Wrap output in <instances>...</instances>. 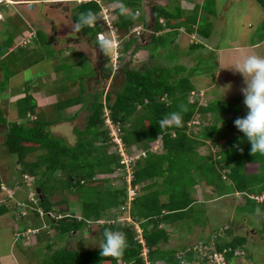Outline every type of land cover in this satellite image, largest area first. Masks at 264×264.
Returning a JSON list of instances; mask_svg holds the SVG:
<instances>
[{
	"label": "trees",
	"instance_id": "trees-1",
	"mask_svg": "<svg viewBox=\"0 0 264 264\" xmlns=\"http://www.w3.org/2000/svg\"><path fill=\"white\" fill-rule=\"evenodd\" d=\"M258 1L264 6V0ZM122 2L134 10L139 1L123 0ZM77 5L78 10L74 12L73 21L78 18L80 12L87 9L96 11L100 16V6L96 2H83ZM208 6L209 3L204 9L212 10ZM118 7L114 10L118 16L114 27L121 40L132 24H138L139 19L132 20L120 16ZM198 8L199 5L195 4L193 7L195 13ZM173 16L160 5L155 6L153 12L155 22L151 26L153 31L157 32L165 27L170 29L163 34H151L150 42L153 43L154 50H148V58L157 56L156 49L168 47L171 44L172 33L178 31L180 27L185 26L191 32L207 26V23L197 22L192 14L188 22L183 24L173 21ZM160 18H164L165 24L159 22ZM140 19L144 24L148 23L142 16ZM262 27L264 28V22ZM104 28L101 19L96 26L85 27L80 33L91 38L92 44L98 45L97 33ZM32 32L33 34L24 33L21 41L14 42L12 34L2 40L4 42L1 41L0 50L3 52L0 55V66L6 70L4 74L0 69L1 75H4L0 80L1 84L7 83L5 81L21 70V68L16 69L19 63L24 65L25 62L26 67H32L46 59L49 62L52 59L54 62V64L50 62L52 70L47 73L54 72V75L48 79L52 80L53 85L47 87L46 91L50 94L54 93L60 99L54 103L52 121L44 118L39 100L27 91L22 96L12 97L16 105L14 119H8L5 111L0 108V131L5 132L1 146L17 159L16 169L12 171V174H16L15 178L7 173L8 170H5L4 176L0 169V185L4 181L11 190L7 196H5L6 192L0 193V215L11 212L15 218L22 219L28 218L27 214L31 210L36 215L35 222L39 225L41 218L48 217V221H42V226H39L37 238L40 237L41 230L47 232L44 224L48 223L50 227L47 228L54 230L55 243L63 244L55 249L50 243L45 245L48 254L47 264H146L142 256L143 245L137 239L134 225L120 219L124 210L122 206L126 205L127 187H123V184L113 185V179L105 176L118 168L123 170L124 167L121 163L119 145L112 140L106 119L118 126L117 137L121 138L125 145L123 147L129 151L128 146L134 145V151L141 154L131 163V184L135 187L136 193L129 212L131 219L142 228L141 236L147 248V264H157V261L162 260L165 264L170 261L180 264V259L174 257L173 250L163 251L161 248V244L168 241L164 227L166 225L163 224L174 223L192 210L195 205L190 196V189L198 180L213 185L218 196L235 191L243 192L245 208L255 207L257 201L254 196L264 192V155L251 154V144L244 133L237 129L234 120L230 121L229 126L233 127L235 132L229 135L223 131V127H227L229 121L221 114L226 112L232 117L241 118V108L234 104L227 106V103L214 99L208 100L205 105L200 104L197 98L191 101L193 97L191 92L195 90L191 80L193 72L183 74L186 67L179 62L166 66L150 64L147 59L131 67L118 64L115 73L109 75L112 81L104 92L102 90L90 93L86 91V85L82 80L74 78L61 83V79L66 75L69 76V73L73 74L70 76H76L77 66L85 62L84 56L80 55L79 61H75L76 55L73 57L72 52H67L56 62L52 56L55 53L54 56L58 57L60 53L57 54L48 35L41 29H34ZM201 35L204 38L208 37L206 32ZM133 42V37L124 42V52L129 55L138 49L137 44L131 45ZM37 44L39 47L44 46L48 51L47 54L39 53ZM193 44L195 47H205L202 42ZM162 55L166 57L165 50ZM13 58L14 67L7 69L6 66L10 65ZM70 58L74 61L73 64L67 63ZM121 58L119 56V59ZM112 69L111 65L105 68L109 73ZM93 72L85 71L83 76H90ZM37 81L36 78V83L31 84L35 86ZM72 85L77 91L71 95L69 90ZM181 103L188 107V111L183 114V126L160 129L159 120L166 113L177 111ZM76 105H79L77 111L66 115L67 118H74L82 110L86 112L83 128H74L76 140L72 144L54 135L49 125L62 120L65 112ZM105 109L108 110L107 113ZM196 114L199 116L196 119L201 118L198 127L204 124L202 121L206 119V114H209V119L202 125L197 135H192L187 132L188 122L193 120ZM208 139V145L217 147L216 157L209 148L206 154L198 153V147L205 144ZM246 162L256 163L257 173H246ZM223 169L228 171L227 177L230 179L228 184L221 177L219 170ZM16 178H20L21 181H17ZM25 185L30 187V196L33 194L34 200L18 198L17 190ZM73 195L74 201L79 203L80 218L68 206ZM262 203L264 204V200ZM63 204L62 209L60 205ZM19 208L24 212L21 210V213ZM53 212L57 215L52 217L50 214L52 215ZM99 219H104V222H98ZM87 220L95 222L101 241L104 240L103 233L106 228L126 234L129 247L123 257L119 259L102 257L100 248L77 249L67 245L68 241L66 242L65 239L71 238L73 230L79 231L85 228ZM26 230L27 227L22 232L25 233ZM205 243L208 246L211 244ZM244 244L245 237L237 236L227 242L216 241L213 248L218 252L225 249L223 253L225 260L230 264V260L236 256V249H242ZM211 248L209 247V250ZM189 252L185 251V253ZM189 259L198 260L201 264L204 262L199 260L196 254Z\"/></svg>",
	"mask_w": 264,
	"mask_h": 264
},
{
	"label": "rangeland",
	"instance_id": "rangeland-1",
	"mask_svg": "<svg viewBox=\"0 0 264 264\" xmlns=\"http://www.w3.org/2000/svg\"><path fill=\"white\" fill-rule=\"evenodd\" d=\"M70 2L68 3H57L55 5H50L51 9L57 8L56 11L50 13V16H48L49 20L46 22V17L35 20L32 24L33 27L36 29H43L45 32H51L55 30V33L58 37H60L59 33H63V36L61 38H67L73 37L74 39L80 38L79 36H76V32H72L71 29L73 28L71 20L69 19V7H71V11L75 12L78 10V5L76 2ZM123 1V0H122ZM137 7H135L134 11L139 12V16L137 19H139L138 24H132L129 27L128 33L125 35L123 39L120 40L118 33L115 30L114 23L117 21L118 16L114 12L115 8L118 7L119 3L117 0H100V2H96L100 6V17L102 21L106 24V21H109L115 30L116 36L120 41V47L117 51L118 53L126 54L127 52H124V42L126 39L133 37L134 42L131 44L132 46H137V51L129 55L128 53L126 56H124L123 60H119V58L116 59V66L113 67V69L110 71L112 74L115 73L117 65L126 63L128 67L135 66L136 64L139 65L143 61H146L147 59L150 61V64H158V65H166V66H172L176 62L181 63L186 67V70L184 69L183 74L188 73L189 71L193 72L191 80L193 84L195 85L194 94L192 97V101L194 98H197L200 104H206L208 100L214 99L218 101H222L224 103H227V106H230L231 104H234L239 107L240 114H242V117H245L247 115L248 109L246 105L244 104V96L241 91L243 87H246L245 79L243 75L239 72H237L234 68L240 63L242 58L246 55L251 54H258L261 56H264V28L262 27L264 22V6L258 1V0H138ZM183 1H186L187 4L184 6H188L189 8H183L180 4V2L183 3ZM70 3V4H69ZM83 3V1H79V4ZM124 3V2H123ZM153 3V5H160L162 8L166 9L167 11L171 12L172 15H174L172 18L173 21H177L178 23H187L188 18L191 17V14L196 17L197 22L200 21L203 24L207 23L206 27L198 29V31H188V29L183 26L173 32L171 36V44L168 47H162L156 49L157 56L153 58H148L149 51H153V43L150 42V36L152 33L163 34L165 33L170 27H165L163 30L160 31H153L152 25L154 24L150 19V11L149 6ZM209 3L210 6L208 8L212 10H205L204 6ZM184 4V3H183ZM199 5V8L197 12L192 9L194 5ZM181 6V8H180ZM30 7V6H29ZM38 7H41L38 5ZM130 8V6H128ZM2 19L0 20V43L5 38L9 37L10 34H12L14 42L21 41V38L23 37V33H26L28 30V34H33L31 29H27V23H25V17L23 16L22 12L17 8L16 4H2L0 8ZM200 11V12H199ZM202 11V12H201ZM28 13L30 11L27 10ZM56 13V14H55ZM141 16L147 20V24H144L142 21ZM200 18V19H199ZM171 19V17H170ZM202 19V20H201ZM160 23L165 24V20L159 21ZM67 25H65V24ZM181 24V25H182ZM133 27H138V32L131 31ZM176 29V28H174ZM109 28H105L103 32H108ZM59 32V33H58ZM72 32V33H70ZM196 32L199 33L198 35H201L203 32H206L208 34V37L202 39V43L205 45V47H198L193 44L195 42H199L200 38L196 35ZM66 33L70 34V36L66 37ZM66 34V35H65ZM202 36V35H201ZM64 40L65 42L67 41ZM27 40V39H26ZM82 40V39H81ZM74 41V40H71ZM4 42V41H2ZM70 42V40H69ZM68 43V42H67ZM65 47V45H63ZM78 51H81L82 55H86L83 58H85V62L83 64H80L77 66L78 71H76V76H70L73 74H70L69 76H65L61 79V83L67 82V80H71L74 78L75 80H82L83 83L86 85V91H89L90 93L93 92H100L103 90L108 89L109 83L112 81V78L107 77V75L100 72L98 68V59L95 55L91 53V50L84 45H77L75 46ZM36 48L38 49L39 53L42 52L44 54H47V49L43 47H39V45H36ZM77 50L74 49H65L62 48V51L66 52H72L73 57L75 55H79ZM149 50V51H148ZM166 51V57L162 55V53ZM2 50H0V55H2ZM123 54V55H124ZM55 55V53H54ZM52 56L57 61L59 59L57 56ZM110 56L113 57V54ZM109 56V57H110ZM171 56H174L171 58ZM72 57V58H73ZM82 57V56H81ZM80 57V58H81ZM70 58L67 63L73 64L74 61ZM75 58V57H74ZM1 60V59H0ZM13 60H11L10 65H7V69L13 68ZM50 60V59H49ZM115 58L107 59V66L113 63ZM125 60V61H124ZM52 61V60H51ZM75 61H79V58H75ZM1 62V61H0ZM53 62V61H52ZM17 63V62H15ZM14 63V64H15ZM22 63H19L17 65V68H21L19 72H17L13 77L9 78L7 83L1 84L0 81V108H2L5 111V116L8 119H14L16 116V105L14 100H11L12 97H19L25 94V91L27 93L33 95L35 98L39 100V103L41 104V108L44 113V118L48 121H52L53 118V112H54V106L55 102L58 101L60 98L57 97L54 93L50 94L48 91H46V88L52 87L53 83L52 80L47 81L52 75H54V72L47 73L49 70H52V63L49 61L39 62L35 65H32V67H26ZM54 64V62H53ZM93 67V70L91 69V65ZM112 66V64H111ZM3 67L0 66V69ZM2 73H6L5 68L2 69ZM85 71L93 72L90 76L84 77L83 73L85 75ZM46 72V73H45ZM101 73V74H100ZM57 74V73H56ZM100 74V75H99ZM4 75H1L0 72V80ZM59 77V74L57 75ZM37 78V84L34 86L31 83L33 80H36ZM33 79V80H32ZM4 80V79H3ZM6 80V78H5ZM32 81V82H29ZM42 81V83H41ZM27 83V85H23V83ZM50 82V83H46ZM35 84V82H33ZM41 83V85L39 84ZM78 84V83H77ZM77 86V85H76ZM27 87V89H26ZM77 91L75 86H71V89L69 90V93L75 94ZM79 105L72 106L67 113L65 112V116L62 120L56 121L54 125H49L52 133L54 135H57L61 138H64L68 143H74L76 140V134L74 133V128L81 129L83 128L84 120H85V112L86 110L79 111L78 114L74 118H67L66 115H70L77 111ZM108 110L105 109V113H107ZM197 116V117H196ZM222 117L226 118L229 122L227 123V127H223V131L227 132L229 135L233 134L235 132L234 128L229 126L230 121H235L237 118L235 116L232 117L230 113H222ZM199 116L196 114L195 117L192 120L188 122V129L187 132H189L192 135H197V132L202 129V125H204L208 119L209 114H206V119H204L200 125V127L197 126V122L194 121ZM69 119V120H66ZM201 118L197 119L200 121ZM111 121V120H110ZM112 127L114 130H116V133L118 134V126L112 122ZM5 132L0 131V169H2L3 174L5 176V170H8L7 173H10L12 177H14L16 174H12V171L16 169L17 159L8 153L6 151V148L2 145V141L4 139ZM209 144V139L206 140V143L203 145H200L198 147V153L200 154H206L209 151H211L212 155L216 157V151L217 147H211ZM119 147L125 146L122 142L121 138L118 141ZM130 147L129 151H127L125 148V151L130 155L133 156L132 162L137 159L139 156H141L140 153L134 151V145L128 146ZM156 148V147H155ZM131 162V163H132ZM116 169L111 174H106L105 176H109L112 178V175L114 178H112L113 185H122L123 187H128V183L125 179V168L122 167ZM132 169V164H131ZM123 172V174H122ZM15 178V177H14ZM21 178V177H20ZM20 178H16L17 181H21ZM132 179V176H131ZM109 181V180H108ZM110 182V181H109ZM6 182L3 181V184ZM7 184V183H6ZM5 186L7 187V185ZM130 185L131 180H130ZM200 186V192H198V195L201 197H205V189L204 184H199ZM8 188V187H7ZM20 188V187H19ZM202 189V190H201ZM21 190V192H20ZM17 190L18 198L23 199H35V197L30 196V187L26 186L22 189ZM128 190V188H127ZM4 190H2L0 193H3ZM200 197V198H201ZM207 197V196H206ZM4 198V197H3ZM75 196L73 195L71 197V202H69L68 206L69 209L75 210L76 213H79V203L74 201ZM55 199H57L55 197ZM221 201V202H219ZM223 204L224 206H222ZM234 201L230 198H227L226 200L222 201L221 199L217 200H208L207 203H205V206L202 204L197 203L191 211H189L186 216H184L182 219L177 220L174 223L169 224V228H175L178 232H180V239L185 240L186 237H189L190 235H195L197 242L200 246H206L204 242H211L215 241L214 234L212 232L215 230L216 225L217 232L223 233L219 237H217V240L222 239L221 241L226 240L228 235L226 234V229L220 225L222 222H225L227 220V216L234 217L235 220H240L242 213L241 209L239 208V205H234ZM60 207L63 209L64 204L60 205ZM207 208V209H206ZM221 208V209H220ZM24 212L23 209L19 208V211L22 213ZM128 210V208H127ZM40 214V213H39ZM28 218H18L15 219L14 223L12 222L11 226L10 224L6 223V220H4V224L0 223V255H4L6 251L8 250V246L10 244V241L12 240V229L18 231V234H15L14 237L17 239L18 246L20 247V250L18 249V256L20 264H47V256L46 249H44V244L50 243L52 244L51 247L54 248L55 244V233L52 228H47L45 226V230H41L40 237L36 238V232L39 228V226H42V221H48V217L41 218L40 225L38 222H35L36 215L33 213V211L29 210L28 212ZM42 215V214H40ZM53 215H57L53 212ZM121 217L127 216L126 209L123 210V213L120 215ZM250 217V224L255 227L258 232L264 231V225L262 226L260 220L253 215L249 214ZM259 217V216H258ZM226 218V219H225ZM23 220V221H22ZM30 228V231L27 232V230L22 232L26 227H22L25 225ZM232 224H236L234 220L231 221ZM244 223V228L250 231L251 229H248V224ZM248 223V222H247ZM228 225V223H225ZM12 227V229H11ZM27 227V228H28ZM229 229L237 231V228L233 227L232 225L229 226ZM199 229V230H198ZM219 229V230H218ZM96 224L94 221L91 223H88L86 227L82 230V233L79 231L78 234L74 237H72L71 242H68V246L71 248H77V249H94L99 248L101 241L100 233L97 231ZM198 230L199 233L196 232ZM226 230V231H225ZM173 231V230H172ZM176 231V232H177ZM173 231V233H176ZM246 232V230H245ZM15 233V232H14ZM249 242H254L253 244H249L248 246L243 247L241 250L239 248L236 250L240 251L242 255L247 256V263L254 262V264L258 263H264V239H261V237H258L257 235L250 237V234L248 236ZM254 239V240H253ZM8 241V243H7ZM47 241V242H46ZM263 243V244H262ZM45 244V245H46ZM24 245V246H23ZM62 245V244H60ZM23 248V249H21ZM180 260V263H187V264H201L198 260H190L189 258L193 254L199 255V260H201L203 251L198 250H190L189 253H185V251H182L181 247L177 246V253ZM198 258V257H197ZM186 259L187 261H185ZM243 262L242 259L240 261ZM165 264V263H164ZM230 264H235L234 258L230 260Z\"/></svg>",
	"mask_w": 264,
	"mask_h": 264
},
{
	"label": "clouds",
	"instance_id": "clouds-1",
	"mask_svg": "<svg viewBox=\"0 0 264 264\" xmlns=\"http://www.w3.org/2000/svg\"><path fill=\"white\" fill-rule=\"evenodd\" d=\"M18 1L20 0H9V1L4 0L0 4V8L2 4H17ZM27 2L29 5H31L34 3H39L40 0H27ZM49 2L68 3L70 2V0H49ZM72 2H76L77 4H79L77 0H72L71 3ZM83 2H91V1H83ZM117 2L119 3L118 13L120 16H124L132 20H136L138 18L139 16L138 11H134L131 8H129L127 5H125L122 2V0H117ZM154 8H155V5H154ZM0 15H1L0 20H1L2 19L1 11H0ZM150 19L153 23L155 22L154 17L152 19V17L150 16ZM100 20H101V17L96 11H93L92 9H87L79 13L78 18L73 22L72 31L79 33L85 27L96 26V24ZM162 20H164V18L159 19V21H162ZM105 28H106V25H105ZM103 30L100 33H97V44H98L100 51L106 57L108 56V58H110L109 56L111 54H114L119 50L120 41L117 38L115 34V30L111 27V25H109L108 32H103ZM119 56H121L122 57L121 59H123V57L126 56V54L124 55L120 54ZM234 69L237 72L241 73L245 79L246 87H243L241 91L244 96V104L246 105L248 109L247 115L243 118H237L234 121V124L239 131L244 133L245 137L250 142L251 154L254 156L257 153L264 155V56H261L258 54L246 55L242 58L240 63ZM187 111H188L187 105L181 103L180 105H178L177 111L166 113L159 120L158 124H159L160 129L172 128V127H176V128L182 127L183 126V114L186 113ZM241 151L243 150L241 149ZM112 178H114L113 175H112ZM1 191L2 189L0 190V192ZM5 192L6 191H4L3 193ZM7 195H9L8 192H6L5 196ZM132 199L128 200V190H127V200L125 202L126 205L122 206V208L126 210L128 208V211H129V207H130ZM255 214L257 216L261 215V209L259 207L255 209ZM50 216L53 217L54 215L50 214ZM77 217L80 218V216L78 215ZM126 221L131 222V217L129 220H126ZM86 222L87 224L91 223L88 220ZM98 222L102 223L104 222V219H99ZM103 236H104V240L99 245L100 255L102 257H111L114 259H119L123 257L126 249L129 247L126 234L119 230H113L111 228H106L104 230ZM212 244L214 245V243ZM239 250L241 249L239 248ZM235 254L236 256L234 258L239 257L243 253H240V251H237V252L235 251ZM203 264L205 263L203 262Z\"/></svg>",
	"mask_w": 264,
	"mask_h": 264
},
{
	"label": "crops",
	"instance_id": "crops-1",
	"mask_svg": "<svg viewBox=\"0 0 264 264\" xmlns=\"http://www.w3.org/2000/svg\"><path fill=\"white\" fill-rule=\"evenodd\" d=\"M180 3H181L180 5L183 8H185V9L186 8H189L188 6H184L185 4H187L186 1H183L184 4L182 2H180ZM51 4L53 5L54 3L49 2V0H40L39 3L31 4L32 6L29 7V4H28L27 0H20V1H18V3L16 5H17V8L22 12L23 16L25 17V20H26L25 23H28V26L27 27H29V29H31V30L34 31V29H36V28L32 26V24L34 23V21H32V19L40 20V19H42L45 16L46 17V22H48V20H49L48 16H50V18H51V16L53 15V14L50 15V13H52L53 11L55 12L56 9H57V8L51 9L50 8V5ZM38 5H40L43 8L38 7ZM155 6H157V5H155ZM181 6H180V8H181ZM27 10L30 11V13H28ZM68 10H69L68 11L69 12V19L71 20V23H72V26H73V22H74L73 21V15H74V12L71 11V7H69ZM175 22H177V21H175ZM65 25H67V24H65ZM42 31L48 35L49 40H50V43L53 46V48L56 49L57 54L60 53V55L57 57L58 59H59V57L64 56L65 53H67L66 51H62V48H65V49H68V50L73 48L74 50H77L76 47H75L77 45H84L85 47L88 46V48L91 50V53L96 56V52H95V49L93 47L95 45L92 44L90 40L86 39L87 37L84 39L85 41L84 40H81L80 38H79V40H76V39H73V38L67 39V38H61L63 36V33H61V32L60 33L58 32L59 35L61 34L60 37H58L56 35V33H55V30H53V31H51L49 33L48 32H45L43 29H42ZM71 31H72V29H71ZM72 32H70V33H72ZM26 34H28V33L26 32ZM66 34H65L66 37L67 36H70V34H68V33H66ZM198 34L199 33L196 32V35H198ZM76 36H78V35H76ZM198 36H199L198 38H200V41L199 42H203V41H201V38L202 39H204V38L201 35H198ZM66 39H67V41L65 42L64 40H66ZM69 40H70V42H69ZM71 40H74V41H71ZM63 45H65V47H63ZM96 46H98V45H96ZM77 52H78L79 55H76L75 58H79L80 55L81 56H86V55H82L81 54V51H78L77 50ZM125 64L126 63H122L121 66H124ZM91 69H93L92 65H91ZM99 70L101 71V69H99ZM33 82L36 83V80L33 81ZM46 83H50V82H46ZM11 100H14V98H12ZM245 169H246V173H257V171H258V165L256 163L246 162ZM219 171L221 173L222 179H224L225 183L228 184L230 182V179L227 177V172L228 171L227 170H224V169L223 170H219ZM201 183L204 184V189L206 191L205 195L207 197L206 196L205 197L204 196L201 197L200 195H198V192H200V186H199V184H201ZM190 191H191V195L190 196L194 200V205H196L197 203H199V204H202L203 206H205V203H207V201L210 200V199L211 200H217V199L219 200V199H221L222 201H224L227 198H230L231 200L234 201V203L237 206L239 205V208L241 209L242 216H241V219L240 220H235L234 217H232V216L228 217L227 216L226 217L227 220L225 222H222L220 224V225H222L227 230V231L226 230L225 231H226V234L228 235L229 238H227L224 241H221L222 240L221 238H220V240H217V237H219L221 234L223 235L224 231L222 233H219V232H217V230H214L212 232V234H214L215 241L214 242L211 241L212 243H215L216 241L227 242V241H230L231 239H233L234 237L240 236V237H245V244H244V247H245V246H248L249 244H253L254 245V242L253 241L252 242H249V239H248L249 234H250V237L257 235L258 237H261V239H264V231L263 232H260V231L258 232V230L255 227H253L252 224H250V217H249V214L253 215L254 217H256V218H258L260 220L262 226L264 225V223H263V216H264V206L263 205L264 204L262 203L263 200L255 199L257 201L255 203V207H252V208H247L246 207L245 208L244 204L246 202H245V198H243V195H244L243 192L235 191V192H232V193H229V194H224V195L218 196V195L215 194L213 185L208 184V183H205L203 180H198V182L191 187ZM260 194L262 195V194H264V192H262ZM260 194H256V195H260ZM219 202H221V201H219ZM221 205L224 206L223 204H221ZM257 207H259L261 209V215L259 217L255 214V209ZM126 211H127V216L126 217H123L122 216L121 217V220H129L130 219V212L128 210H126ZM74 212H75L76 215L79 216L80 213H76L75 210H74ZM15 219L17 220L18 218H15L11 214V212H7V213H4V214H1L0 215V223L1 224H4L5 223L4 220H6V223L10 224V226H11L12 222L14 223ZM232 220H234V222H236L235 225L231 223ZM226 222L228 223V225L226 224V226H225V223ZM243 222H245V224H248L247 226H249L248 229H251L250 231H248L247 229L244 228V223ZM129 223H132L134 225L135 230H136V227H138L141 230V233H142V228L140 227V225L137 222H135L133 219H131V222H129ZM47 224L48 223H46L44 225L47 226ZM163 225H166L164 227H165V229L167 231V235H168V241L167 242H163L161 244V248H162L163 251L173 250V252H175L173 254L174 257L179 258L178 257V254H176L177 253V246L181 247L182 251H186V250L190 251V250H192L193 246L199 245L198 242H197V239H196L197 236L195 237V235H190L189 237H186L185 240H183V239H180V237H179L180 232H178L177 229L175 230V228H171V227L169 228V223H168V225L167 224H163ZM230 225H232L233 227L237 228V231L238 232H235L234 230L229 229L230 228L229 227ZM24 226H26V224L23 225L22 227H24ZM47 227H50L49 224H48ZM217 227H218V225H216V228ZM11 229H12V227H11ZM27 229H30V228L28 227ZM83 229H81L79 231L82 233V230ZM172 230L175 231V232L177 231V232L176 233H173ZM198 230H196L197 233H199ZM245 230H246V232H245ZM79 231L73 230L72 231L71 238H69V239L67 238V240L65 239V241L66 242L67 241L68 242H71L72 237L76 236ZM14 232H16V230H14V228H13L12 229V240L10 241V244L8 246L9 248L6 251V253L4 255H0V264H20V261H19L20 258H19L18 254H17L18 249L20 250V247L18 246L17 239L14 237L15 236V233ZM37 237L38 236L36 234V238ZM211 242H208V243H211ZM7 243H8V241H7ZM45 244H44V249H45ZM55 244L56 245L54 246L53 249L61 246L60 244H63V243L62 242H57ZM21 249H23V248H21ZM20 252H22V251L20 250ZM46 253H47V251H46ZM193 255H195V254H193ZM143 258L144 259L147 258V254H146V257H143ZM247 258L248 257L245 256V255L244 256H241V257H236V258H234V262H235V264H254V262H252V260L250 261V263H247L246 262ZM241 259L243 261L242 263L240 262ZM184 260L187 261L186 259H184ZM156 263L157 264H164L165 262L162 260V261H157ZM166 264H175V263H174V261L173 262L170 261V263H166ZM258 264H260V263H258ZM261 264H264V263H261Z\"/></svg>",
	"mask_w": 264,
	"mask_h": 264
},
{
	"label": "built area",
	"instance_id": "built-area-1",
	"mask_svg": "<svg viewBox=\"0 0 264 264\" xmlns=\"http://www.w3.org/2000/svg\"><path fill=\"white\" fill-rule=\"evenodd\" d=\"M4 0H0V4L3 2ZM5 1H9V0H5ZM78 2L79 1H96V2H100V0H77ZM1 17V15H0ZM106 28H109V25H111V23L109 21H106ZM112 27V25H111ZM113 28V27H112ZM131 31H135V32H138V27H133L131 29ZM100 33V32H98ZM116 34V33H115ZM120 53L116 52L113 54V57L110 56V60L115 58L114 62L112 63V66L115 67L116 66V59L119 57ZM191 94H194V91L191 92ZM192 101V99H191ZM197 122V124L200 122L199 120H194ZM106 122L112 126V122L109 120V119H106ZM193 122V120H192ZM110 135L112 136V140L116 141L118 143L119 141V138L117 137V133H116V130H114L112 127H110ZM119 150H120V154H121V163L124 164V168H125V171H126V174H125V179H126V182L128 183V200H131L134 196H135V193H136V189L135 187L131 186L130 185V180H131V173H132V169H131V162H132V159H133V156H130L124 149V147H119ZM29 183V182H27ZM0 189L8 192V194L11 193V190L8 189L5 184L1 183L0 185ZM31 197H33V194L31 195ZM255 199H258V200H264V194H260V195H256L254 196ZM34 200V199H33ZM39 213H41V211H39ZM136 230H137V239L138 241L143 245V250H142V256L143 257H146V254H147V248L145 247L144 245V241H143V238L141 236V230L136 227ZM30 231V229H27V232ZM19 232H17L16 234H18ZM16 238V237H15ZM206 245V244H205ZM209 247H212L210 250H209ZM192 250L194 251H198V250H202L203 251V254H202V259L201 260H204V263L205 264H227L226 260H225V257H224V252H225V249H223V251H216L214 248H213V244L211 242V244L208 246H200V245H196V246H193ZM197 255V254H196ZM198 258L199 255H197ZM145 261H146V264H147V259L145 258ZM182 264H187V263H182Z\"/></svg>",
	"mask_w": 264,
	"mask_h": 264
},
{
	"label": "flooded vegetation",
	"instance_id": "flooded-vegetation-1",
	"mask_svg": "<svg viewBox=\"0 0 264 264\" xmlns=\"http://www.w3.org/2000/svg\"><path fill=\"white\" fill-rule=\"evenodd\" d=\"M55 4H57V3H54L53 5H55ZM76 35H78L79 37H80V39H82V40H84L86 37V39H88V40H91V38H89L87 35H85V34H81L80 32L79 33H77ZM69 38H73V37H69ZM74 39V38H73ZM76 40H79V38L77 39L76 38ZM85 41V40H84ZM94 47V49H95V52H96V57H97V59H98V68L99 69H101V71L104 73V74H106L107 76H109V75H111L112 73L110 72H108V71H106L105 70V68H106V66H107V59H108V56L106 57L101 51H100V49H99V47L98 46H93ZM124 59V58H123ZM122 59V60H123ZM125 61V60H124Z\"/></svg>",
	"mask_w": 264,
	"mask_h": 264
},
{
	"label": "water",
	"instance_id": "water-1",
	"mask_svg": "<svg viewBox=\"0 0 264 264\" xmlns=\"http://www.w3.org/2000/svg\"><path fill=\"white\" fill-rule=\"evenodd\" d=\"M29 6L31 7L32 5H29ZM149 7H150V8H149V11H150V16H151V17H152V19H153L154 5H153V4H151Z\"/></svg>",
	"mask_w": 264,
	"mask_h": 264
}]
</instances>
